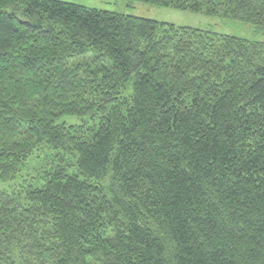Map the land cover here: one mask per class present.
Wrapping results in <instances>:
<instances>
[{
	"label": "trees",
	"instance_id": "obj_1",
	"mask_svg": "<svg viewBox=\"0 0 264 264\" xmlns=\"http://www.w3.org/2000/svg\"><path fill=\"white\" fill-rule=\"evenodd\" d=\"M140 1L264 28V0ZM16 178L0 264H264V41L0 0V181Z\"/></svg>",
	"mask_w": 264,
	"mask_h": 264
},
{
	"label": "rangeland",
	"instance_id": "obj_2",
	"mask_svg": "<svg viewBox=\"0 0 264 264\" xmlns=\"http://www.w3.org/2000/svg\"><path fill=\"white\" fill-rule=\"evenodd\" d=\"M72 2L88 7H94L101 10L116 11L125 14L154 19L166 24L175 26H190L205 30H212L218 33L232 34L244 38L264 41V28H257L253 24L245 21L226 18L218 15H208L204 12H195L188 9H179L164 5L152 4L140 0H61ZM63 119L67 122L76 121L74 116H65ZM37 164V163H34ZM37 165H31L29 175L26 170L18 176H39L37 173ZM21 178L10 180L8 182L0 181L1 189H10L15 187Z\"/></svg>",
	"mask_w": 264,
	"mask_h": 264
}]
</instances>
